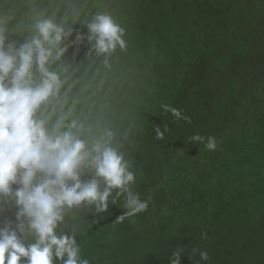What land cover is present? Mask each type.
Returning a JSON list of instances; mask_svg holds the SVG:
<instances>
[{"label":"trees","instance_id":"1","mask_svg":"<svg viewBox=\"0 0 264 264\" xmlns=\"http://www.w3.org/2000/svg\"><path fill=\"white\" fill-rule=\"evenodd\" d=\"M17 2L0 0V12ZM93 2L108 7L124 21L128 44L126 51L117 49L113 54L111 71L101 67L91 82L92 99L104 111L113 99L107 89L117 88L109 87L106 79L123 71L145 49V43L148 47L156 45L155 31L163 29L159 27L161 20L166 21L165 26L190 33V25L201 27L209 17L223 32L233 31V39L228 44L230 51L220 54L215 48L197 56L181 46L174 52V62H164V55L153 58V65L149 64L154 80L137 87V92L140 88L146 92L152 115L144 126L127 129L108 120L121 133L129 131L131 145L126 151L136 173L133 190L150 201L152 213L147 218L140 215L119 221L111 209L99 215L81 211L77 224L95 217V223L87 228L79 226L77 239L83 251L92 264H101L104 259L102 264H124L128 256L138 264H168L170 252L177 246L183 248L182 264H264V240L260 236L264 207L250 206L255 200L250 194L264 199V183L259 186L260 171L264 175V0ZM161 7L163 17L157 13ZM13 8L21 10L17 5ZM119 9L121 15L115 12ZM150 30H154V42L144 37ZM251 34L250 40L243 38ZM99 63V59L85 61L75 78L81 79L84 70L89 75L96 73ZM113 68L117 70L114 73ZM165 69L173 79H181L180 86L173 94L176 83L171 82L164 100L153 101L151 91L161 89L157 78ZM171 109L177 110L179 117ZM213 114L214 124L203 122ZM157 126L164 131L163 139L155 138ZM194 136L202 140L193 141ZM208 137L216 141L214 151L205 147ZM163 153L169 155L167 159L161 157ZM139 156H147L148 165H143ZM150 221L153 224L146 225ZM233 227L257 232L251 239L245 236L232 242ZM143 229L157 231L160 245L139 242L137 235ZM138 244L142 248L134 252L144 259L142 263L131 249ZM193 249L207 250L210 260L201 261Z\"/></svg>","mask_w":264,"mask_h":264},{"label":"clouds","instance_id":"2","mask_svg":"<svg viewBox=\"0 0 264 264\" xmlns=\"http://www.w3.org/2000/svg\"><path fill=\"white\" fill-rule=\"evenodd\" d=\"M19 4V11L0 12V264H92L77 236L79 226L87 228L95 217L77 224L78 213L88 210L99 215L111 209L119 221L152 213L150 201L133 190L136 173L126 151L131 145L129 131L121 133L106 119L107 111L119 109L125 129L144 126L143 96L130 90L127 82L137 80L145 69L134 70L126 80L121 70L113 81L106 79L109 87L118 89H107L113 99L104 111L92 99L90 86L101 67L111 71L117 49L127 50L124 21L93 0H19ZM115 12L121 15L120 9ZM165 24L161 21L159 27ZM158 31L156 45L145 43L139 51L151 60L165 53ZM153 32H145L146 41L154 42ZM171 45L174 55L183 41L177 35ZM96 59L100 61L96 73L84 70L83 83L75 78L85 61ZM164 59L169 60L167 54ZM151 72L145 73L146 78L154 80ZM116 94L135 98L138 108L128 111L127 101L117 103ZM171 111L179 117L177 110ZM155 138H164L159 126ZM216 146L208 137L207 150ZM139 157L148 165L147 156ZM141 232L146 236L140 238L138 233L139 242L160 245L157 231ZM139 248L140 244L131 246L142 263L144 259L134 252ZM193 252L201 261L210 260L207 250ZM182 253L181 246L173 248L168 264H182ZM124 264L138 263L128 256Z\"/></svg>","mask_w":264,"mask_h":264},{"label":"rangeland","instance_id":"3","mask_svg":"<svg viewBox=\"0 0 264 264\" xmlns=\"http://www.w3.org/2000/svg\"><path fill=\"white\" fill-rule=\"evenodd\" d=\"M206 1V0H203ZM213 1H218V0H213ZM258 1V0H257ZM18 7L20 6V4L17 2ZM13 5V6H15ZM12 6L10 4L7 5V9ZM12 6V8H13ZM213 8V7H212ZM158 9V8H157ZM214 10V15L215 17H218V15L215 12V8H213ZM224 10V9H223ZM158 15L160 17H163V12H162V7L161 10L159 12H157ZM206 16H211V14L206 13ZM164 21V20H161ZM215 21L211 20L209 17H206L203 20L202 26L199 27L197 24L194 25V28L190 25V28L193 29L192 32H187L185 30H181V31H177L173 25H168L162 26V30H159L157 35L158 37H162L161 39L165 42L166 46L163 49V51H165L164 55L167 54L168 59H164V62H174V55L172 54V45L171 42L173 40V38L175 36H179L182 41H183V47L185 49L188 50H192L195 52V54L197 56H199L201 53H203L206 50H210V49H217V53L220 54L221 52L224 51H230V47L228 46V44L232 41L233 39V31H222L220 24H213ZM252 34L250 35V37H246L243 35L244 39L250 40ZM193 45V46H191ZM159 48V47H158ZM160 49V48H159ZM162 61V60H161ZM152 60L151 58H149V56L147 55V53L143 52L140 53L139 55H137L134 60L132 62H129L128 66H125L123 68H125L122 73V78L123 80L128 79V75L133 72L134 70H139V69H145L144 71H142V73L139 75L137 80H133L132 81H128L127 82V86L130 90L132 91H137V87L140 86L141 84H144L148 81V79L146 78L145 73L148 72L149 70H152ZM149 63H151L152 65H150ZM155 66V65H154ZM114 76L108 77L109 80L113 81ZM185 78V77H182ZM158 83L161 84V89L160 90H156V91H151L152 94H155L154 98H151V100L153 101H160L164 100V95L166 93H168L170 91V85L171 82L176 83V88L173 92V94L178 90L180 83H181V79L177 78V76L173 79L170 71L168 69H165L163 71V73L157 78ZM139 93L143 96V99L141 100L144 104L141 106L140 109V117L142 118V120H147L149 118L151 113V104L149 102L148 97H146V92L140 88ZM172 94V95H173ZM171 95V96H172ZM170 96V97H171ZM169 97V98H170ZM115 101L117 103H123L125 101H127L126 103V109L128 111H133L136 108H138V104L135 102V98L133 99H129L128 95H123L120 98L119 94H116L114 96ZM201 106V105H200ZM122 111L119 109H112L106 112V119L109 120H120L117 123L122 125V116H121ZM214 114L210 115L209 117H207L205 120H203V122H212L214 124ZM263 171L259 173V186L261 184L264 183V175L262 174ZM251 198H255L254 201H252V204H250V206H255L257 204H260L261 206L264 207V199L261 198L260 196H258L257 194H250ZM257 232L254 229L253 230H248V229H244V228H240L239 230L236 227H233V236L231 238V241H237L240 240L243 237H248L249 239H251L253 237V233ZM146 236L143 233L139 234V237H144ZM260 236L262 237V239L264 240V220H263V224L261 227V231H260ZM246 258H248L247 256H245Z\"/></svg>","mask_w":264,"mask_h":264}]
</instances>
